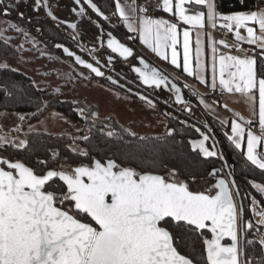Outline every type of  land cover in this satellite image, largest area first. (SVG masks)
<instances>
[{
	"label": "snow or ice",
	"instance_id": "1",
	"mask_svg": "<svg viewBox=\"0 0 264 264\" xmlns=\"http://www.w3.org/2000/svg\"><path fill=\"white\" fill-rule=\"evenodd\" d=\"M76 2L79 4L80 0ZM84 2L97 15L108 19L92 0ZM190 4L206 8L207 12L198 10L189 15L187 6ZM115 8L128 31H138L141 43L157 57L169 60L168 49H171L170 63L174 67H182L187 76L208 85L206 78L200 74L203 68L199 38L196 40L193 64L191 33L188 30L183 32L181 65L177 51V23L142 16L137 29L133 23L135 16L130 15L137 12L135 3L127 5L126 11L120 0H115ZM147 11L145 7L139 8L141 13ZM162 11L194 29L205 28V17L212 27L217 26L219 19L224 21L219 27L229 32L234 27L237 42L255 45L264 51V9L221 15L217 13L213 0H163ZM49 15H52L51 12ZM250 22L259 26V36L256 28L249 26ZM70 27L75 28L76 25ZM241 29L246 30V37L241 35ZM215 43L213 41L210 84L213 91L217 89V71L223 92L238 93L253 104L256 99L254 90L258 85L261 134L246 132L241 123L232 120L231 135L227 139L243 152L252 165L264 170V151H258V148L264 147V78L257 80L256 59L248 56L220 55L217 69ZM218 43L226 49L233 47L223 40ZM107 47L125 59L133 55L130 48L115 38L108 40ZM63 51L68 56L74 55L66 47ZM75 62L97 77L104 76L98 67L86 63L79 56L75 57ZM140 63L144 65V70L135 68L134 71L144 85L159 89L167 83V78L155 68L149 69L143 60ZM112 83L116 81L112 80ZM172 87L177 92L176 102L183 103L180 89L175 85ZM140 99L145 100L146 97L141 96ZM224 107L227 108V104ZM80 111L83 114L84 110ZM240 120L245 125L252 124L251 120H245L242 116ZM107 135L112 136L113 133ZM168 135H172V130ZM245 138L246 151L243 149ZM83 139L88 140V137ZM208 139L207 135H203V139L191 141L192 148L194 151L198 149V154L205 158L215 157L217 152L205 145ZM7 143L4 137H0V147ZM12 146L22 149L27 142L21 140ZM80 154L88 155L87 152ZM38 163L45 165L43 173H38L23 162L0 158V264H195L193 259L178 251L173 228L187 229L201 236L205 229L211 233V239H203L207 264H240L238 221L243 209L234 202V193L229 186L230 183L234 186V181L219 179L213 185L217 191L212 194V189L201 192L190 190L186 180L177 178L179 174L175 168H166L165 175L147 170L138 172L110 158L103 163L94 159L90 166L81 164L70 170L63 165L59 170L49 169L45 160ZM215 174L211 173L213 176ZM191 179L195 182L196 178L193 176ZM57 180L62 183L57 185ZM252 186L264 195V186L255 183ZM235 195H239V192ZM252 204L260 224L264 225V207L256 210L255 199ZM246 227L251 229V223ZM225 237L231 241L228 246L221 243ZM259 243L264 246V237Z\"/></svg>",
	"mask_w": 264,
	"mask_h": 264
},
{
	"label": "trees",
	"instance_id": "2",
	"mask_svg": "<svg viewBox=\"0 0 264 264\" xmlns=\"http://www.w3.org/2000/svg\"><path fill=\"white\" fill-rule=\"evenodd\" d=\"M216 1L220 3L217 10L223 13L244 12L264 7V0ZM92 2L97 5L104 16L108 17V19H104L96 16L99 24L121 43L135 51V41L129 39V34L125 31L122 23H117L114 19V1L92 0ZM11 13L12 18L30 32L40 31L42 39L48 44L54 46L71 43L68 35L60 25L46 17L44 12H42V17L35 16L31 21L27 20L32 15L27 8L23 10L24 16L22 17H16L17 12L15 9ZM80 38L82 39L81 35ZM254 54L257 78H264L263 53L255 51ZM18 56V49L0 38V112L23 113L31 115L32 120H38L46 111L53 109L75 122L81 124L85 122V118L82 117L83 115L78 114L72 102L69 100L64 101L60 96H53L51 91L37 90L30 78L14 70L12 65L16 62ZM5 63L6 66H3ZM65 78L68 77L65 75ZM81 82H84V80ZM76 83H80V81ZM102 83L106 82L102 81ZM112 88L119 90L114 86ZM157 104H160L161 109H167L161 103L158 102ZM166 119L168 129L172 130L171 136L167 133L160 136H150L143 140L136 135L129 134L131 133L129 129L121 127L115 122L112 123V129H110L113 135L108 136L106 120L100 121L97 119L84 123L89 130L88 140L74 138L72 135L65 133L53 136L42 132H31L27 135V146L25 148H16L7 144L0 149V158H8L13 162H23L38 173H43L45 165L38 163V161L45 160L48 162L47 167L54 169L57 166V160L51 154L58 151L57 153L68 158L69 162L74 164L86 163V166H90L89 164H92L94 159H98L103 163L110 158L119 165L130 166L138 172L147 170L152 171L154 174L165 175L166 168H175L180 179L187 182L192 181L193 176L196 178L195 182H200L209 177L210 170L218 166V161L202 158L198 152L191 150L189 144V140L198 138L197 131L193 129L194 123L192 121V119L197 118L192 115L190 119L187 116L175 113L173 116L167 115ZM206 119L214 128L215 136L219 140L225 158L229 164L234 166V179L241 194L247 193L249 197L252 196L259 202L261 208L264 207L263 196L252 186V182L264 185V171L246 160L243 153L227 139L226 132L222 127L209 117H206ZM73 142L84 148L88 155L80 156L70 152L67 145ZM61 183L58 180L56 181L57 185ZM172 231L177 237L175 246L181 254L193 259L195 264H207L205 245L203 244V239L207 235L201 236L199 233L181 228H173ZM250 255H253V258H264L262 257V250L259 248L254 251L252 246L246 247V257ZM262 261L264 263V259Z\"/></svg>",
	"mask_w": 264,
	"mask_h": 264
},
{
	"label": "rangeland",
	"instance_id": "3",
	"mask_svg": "<svg viewBox=\"0 0 264 264\" xmlns=\"http://www.w3.org/2000/svg\"><path fill=\"white\" fill-rule=\"evenodd\" d=\"M82 4L80 8L75 9L73 7L68 9L63 7L59 0H54L51 10L62 19L69 21L78 19L76 22L78 23L83 43L95 45V38L98 35V30L95 28H97L96 25L100 24L96 19V12L88 4L83 2ZM81 9H83V12H81ZM7 15L9 14L6 12L0 14V38L15 46L19 51L18 59L12 65V68L30 78L37 90L51 91L53 96H60L62 100L72 102L78 114L83 115L82 117L85 118V122L81 124L53 109L46 111L38 120H32L30 118L31 115L23 113L0 112V137H4L9 142L7 144L14 145L19 144L21 140L26 141L27 135L31 132H42L53 136L65 133L72 135L74 138L83 139L89 134V130L84 123L86 124L87 121L96 119L100 121L106 120V131L108 132L112 129V123L115 119L122 125H129L131 127L130 132L139 138L166 134L167 129H165L164 122L158 115H153L154 113L152 112V114H149L139 109L137 103L120 98L121 95H132H129L121 88L119 90L115 89L119 93L116 94L114 88H112L113 85H108L104 80L102 81L106 83L96 80L86 70L77 67L71 59L65 57L60 48H55V46L48 44L42 37H39L37 32H30L14 18L7 17ZM102 29L105 30L103 27ZM81 30H86L87 32L84 33ZM128 63L124 65L126 67L135 65L133 61ZM65 75L68 78H65ZM83 80L84 82H81ZM119 80L118 82H120ZM78 81H80V84L76 83ZM74 83L77 86L71 91L70 86ZM120 84H122V81ZM157 107L158 110H163L160 108V104ZM81 109L84 110L83 114H81ZM164 110L165 112L167 111V109ZM104 115L107 117H103ZM21 116L24 117L23 120L20 119ZM178 119L182 121L180 117ZM9 130H12L10 132L14 134L13 136L6 133ZM7 144L0 147V149ZM67 148L70 152L80 156H83L80 154L81 152H86L76 142L68 144ZM57 152L51 154L57 160L55 170H59L61 165L66 170H70L71 167L86 164L70 163L68 158ZM177 178L180 179L179 176ZM188 183L194 192L203 189L202 183L192 181Z\"/></svg>",
	"mask_w": 264,
	"mask_h": 264
},
{
	"label": "crops",
	"instance_id": "4",
	"mask_svg": "<svg viewBox=\"0 0 264 264\" xmlns=\"http://www.w3.org/2000/svg\"><path fill=\"white\" fill-rule=\"evenodd\" d=\"M53 1L54 0H48L50 9H52V7H53L52 6ZM113 1H114V6H115V0H113ZM146 1H150V0H120V3L122 6H125L126 11H128L127 5H132L133 3H135V6L137 8V12L134 14L130 13V15L135 16V20L133 21V23L136 25L137 29L139 28V19L142 16H147L148 18H152V19H167L172 23H177L178 32H179V36H178L179 43L177 44V51L179 53L178 60L180 61L181 65L183 63V32L185 30H188L191 33V35H190V48H191V55L193 57V64L195 61L196 40H197V38H199V40L201 42V49H202L200 59H201V64H202V68H203V71L200 74L206 78V80L208 81V85H203L198 80H196L194 77L187 76L185 73H183L182 67L181 68L174 67L170 63L171 49H168L169 60L166 61V60H162L159 57H157L156 54L154 52H152L150 48H148L147 46H145L144 44L141 43V41L139 39V32L138 31L131 32V33L128 31V29L124 25V22L119 18V14L116 13V8H115L114 19L116 20L117 23H122L125 31L129 34V39L135 41V45H136V50L134 53L135 56L142 58L150 67L157 68L159 71H161L162 73H165L171 79H173L177 84H179L181 86V88L183 89V91L185 92V97H190L192 100H194V102L199 107L201 112L205 115V117H209L215 123H217L220 127H222L223 130H225L226 136L231 135V121L232 120H237V122L241 123V125L245 127L246 132L252 131L254 134L260 135L261 133H260V128H259V118H258V109H259L258 85H257V89L254 90V95H255L256 99H255V103L253 104V103L249 102L246 99V97L241 96L238 93L229 94L227 92H223L219 86L218 71H217V89H216V91H213L211 89L210 84H211V77H212V63H213V55H214L212 52L213 41L216 42L214 46L217 49V52L215 53L217 69H218V62H219L220 55H235V56H240L242 58L245 56H248V57L255 58L254 53H252V55H250V54L248 55V54H241L238 52L240 49L246 48V49H249L253 52H255V51L262 52L263 53L262 56L264 58V51H262L261 48L255 46V45H249L245 42H237L235 40V29H234V27H233L232 32H229L225 28L219 27V25L221 23H224V21H221L219 19L216 21V24H217L216 27H212L211 25H209L206 17H205L206 26L203 29H194V28H191V26H189V25H184L181 21H178L172 14L165 13L162 11L163 0H157L158 6H159V12L157 15L148 16V15H146V13L139 12V8L145 7L144 3ZM82 2L85 3L84 0H80L79 4L81 6L83 5ZM213 3L215 4L216 11L218 14H221V15L233 14V13L219 12L217 10L216 0H213ZM187 7H188L187 14H189V15L194 14L195 11H198V10L204 11L205 13L207 12L206 8L196 6L194 4H190ZM261 9H264V7H260V8H256V9H250V10H247L244 12L260 11ZM96 16H99V15L96 14ZM99 17H101V16H99ZM249 26L255 27L256 28V34L258 36L260 35L258 25H252L250 22ZM95 29H97L99 32L98 28H95ZM101 29H102V27H101ZM103 31H104V33L108 32L107 30H103ZM81 32L85 33L87 31L81 30ZM240 32H241L242 36H245V37L247 36V32L245 29H241ZM105 37H108V36L105 35ZM220 40L225 41V43L232 45L233 47L227 48V49L224 48L222 45H220L218 43V41H220ZM61 50H62L63 55H65L62 48H61ZM65 57L68 58V56H66V55H65ZM127 64H129V63H127ZM134 64L136 66H138L137 63L134 62ZM3 66H6V64L5 65L3 64ZM259 79H261V78H257V80H259ZM76 86H77L76 83L72 84L70 86L71 87L70 90L72 91L73 89L76 88ZM132 90H134V89H132ZM114 91L116 94H119L118 92H116L115 89H114ZM216 95H218V96L216 97ZM120 98H122L123 100L125 99L128 101H131L132 103L133 102L137 103L139 106L138 107L139 109L146 111L149 114L152 112V113H154L153 115H158V117H160L163 120L165 129H167V131L165 133L166 134L168 133L169 129L167 128L166 116L167 115H169V116L175 115V113H176L175 111H173L172 109H169V108H167L166 112L164 109L158 110L157 109L158 104L150 105V104L144 103L142 101H139L134 96H127V95L122 96L121 95ZM225 104H227V108L224 107ZM253 111H255V113H256L255 115H253ZM234 113H237L238 115H234ZM190 114L195 116V117H200V115L194 109H191ZM241 116L244 117L245 120H251L252 124L251 125H245L243 120H240ZM103 117H107V116L104 115ZM222 121L224 123H221ZM114 122L121 127H124V128L131 130V127L127 124L122 125V124L118 123L115 119H114ZM132 129H135V128H132ZM10 131H12V130H9L6 133L10 134L11 133ZM243 149H244V151H246V138H245V142L243 144ZM238 150H240V149H238ZM258 151H264V147L258 148ZM244 157H245V155H244ZM262 171H264V170H262ZM254 183L255 182H252V185ZM255 184H259V183H255ZM260 185H262V184H260ZM262 186H264V185H262ZM262 196L264 198V195H262ZM249 198L251 201V206H252V208H254V206L252 204V200L255 198H253L252 196H250ZM255 208H256V210H259L261 208L258 201H257ZM253 212H254V210H253Z\"/></svg>",
	"mask_w": 264,
	"mask_h": 264
},
{
	"label": "water",
	"instance_id": "5",
	"mask_svg": "<svg viewBox=\"0 0 264 264\" xmlns=\"http://www.w3.org/2000/svg\"><path fill=\"white\" fill-rule=\"evenodd\" d=\"M7 3V0H4ZM20 1H26V0H16V3L18 4ZM74 3L77 5V8L81 7L80 4L74 0ZM33 6L34 9H38L39 7L42 8L44 14L46 17L51 19L56 24L63 26L68 29L71 35H68L69 40L77 42L78 48L76 50L71 49L68 45H60L62 49L65 47L68 48L70 51L74 53L73 56H68L66 53H64L66 56H68L69 59L75 64L77 67L82 68L86 70L88 73H90L96 80L98 81H106L108 84L113 85L115 87H120L121 84L118 82L119 79L123 80L125 77L120 73V70L118 67L121 68V70L127 69L128 72L134 75L135 80L129 81L135 89H129L124 87V91H126L129 95H132L136 97L139 101H142L144 103H148L149 100L152 101L150 105L157 104L158 102L162 105L166 106L169 109H172L177 114L187 116L188 118H192V115L190 114L191 109H194L200 117H197L198 119L195 120V124H193V129L197 131L198 138L189 140V144L192 148L191 141H199L203 139V135H207L209 139L205 142L206 147H209L212 150H215L217 152V156L211 157V158H205L202 154H199L204 159H215L218 161L219 165H221L220 168H212L209 172V177H214V183L211 186V189L214 191H217L213 188V185L219 180V179H225L226 182H232L234 181V186L230 183L229 186L231 190L234 193V202L242 207L243 211L240 214V234H241V252H240V259L242 264H245V254H244V240L246 237V233L244 230V217H245V206H244V200L246 205V211L249 216V221L252 226H259L264 231V225H261L260 223H256L254 221V217L252 214V206L251 201L247 193L244 195L241 194L239 186L237 185L235 179H234V166L232 164H229L227 159L225 158L221 145L219 143V140L215 136L214 128L211 126L210 122L206 119L205 115L201 112L199 107L196 105L194 100H192L190 97H185V92L181 88L179 84H177L173 79H171L168 75L165 73H162L157 68H155L157 71L160 72L162 76H165L167 78V83L165 85H162L159 89L153 87H148L144 85L139 78L138 74L134 71L135 68H140L141 70H144V65L140 63L142 58L135 56V51L132 50L133 55L131 57H128L127 59L120 57L117 53H112L111 50L107 47L108 40L111 38H115L110 33H104V31L101 29L100 25H96V27L99 29L98 35L95 38V45H86L83 43V40L80 38V33L77 29V22L69 21L60 18L57 16L51 9L48 3V0H33ZM49 12H51L52 15H49ZM55 17V19H53ZM87 19V18H86ZM90 20V18H88ZM75 24L76 27L72 28L70 25ZM108 37H105V35ZM117 39V38H115ZM118 40V39H117ZM119 41V40H118ZM120 42V41H119ZM123 44V43H122ZM59 45V44H58ZM126 46V45H125ZM127 47V46H126ZM55 48H58L57 45H55ZM79 56L82 60H84L86 63H91L94 67H98L103 73L104 76L97 77L94 73H92L89 69L84 68L82 65H78L75 62V57ZM99 61V63H97ZM129 61H133L138 64L136 65H128V67L123 66L124 64L128 63ZM144 61V60H143ZM144 63H146L144 61ZM147 64V63H146ZM149 66V65H148ZM154 68L150 67L149 69ZM111 78V79H109ZM112 80H115L116 83L113 84ZM172 85H175L176 88L180 89L179 95L183 99V103H177L176 102V96L177 92L173 89ZM123 87V86H122ZM144 96L146 97L145 100H141L140 97ZM195 117V116H194ZM169 132V131H168ZM203 134V135H202ZM194 152H198L199 150H195ZM212 172H215L216 174L213 176L211 175ZM239 192V195H235L236 192ZM213 193V194H214ZM243 197L245 198L243 200ZM248 223H246L247 225ZM211 234V233H210ZM264 237V235L262 236ZM206 252V251H205ZM239 259V260H240Z\"/></svg>",
	"mask_w": 264,
	"mask_h": 264
},
{
	"label": "flooded vegetation",
	"instance_id": "6",
	"mask_svg": "<svg viewBox=\"0 0 264 264\" xmlns=\"http://www.w3.org/2000/svg\"><path fill=\"white\" fill-rule=\"evenodd\" d=\"M61 2V5L65 8H68V9H72L73 7L75 9H77V6L76 4L74 3V0H59ZM0 8H1V11H0V14L1 13H8L9 15H7V17H11L12 18V10L15 9L16 12H17V15L16 17H22L24 16L23 14V10H25L26 8L30 11V13L32 14L30 16V18H28L27 20L28 21H31L33 17H42V8L39 7L38 9H34V6H33V0H26V1H20L18 4L16 3V0H7V3L4 1V0H0ZM78 19H75L73 22H76ZM63 31H65V33L67 35H71L70 32L68 31L67 28L63 27V26H60ZM77 29H78V32H79V26H78V23H77ZM39 35V37H41V33L40 31H36ZM80 33V32H79ZM81 35V33H80ZM69 37V36H68ZM71 43L69 44H66L68 45L71 49L73 50H76V48H78V45H77V42L75 41H72L70 40ZM64 45V44H62ZM55 46V45H54ZM61 49V47H59ZM126 67V65H124ZM129 68V67H128ZM118 69L120 70V73L122 75H124V79L123 80H119L120 82L122 81V84L121 86L118 88H121L124 90V87L125 88H129V89H135V87L129 83V81H134L135 80V77L133 74H131L130 72H128L127 69H124V70H121L120 67H118ZM117 79H119L118 77H116ZM119 82V83H120ZM123 86V87H122ZM197 118V117H196ZM198 119V118H197ZM193 123L195 124V120H193ZM192 125V124H191ZM221 165H219L218 163V166L215 167V168H220ZM200 184L202 183L203 185V189H201L200 191L198 192H201V191H207L208 189H211V186L212 184L214 183V177H207L206 179H203L199 182ZM198 183V184H199ZM190 190H191V187H190ZM214 193V191L212 190V194ZM244 206H245V217H244V230H245V233H246V237H245V240H244V254H245V262H247V264H264L263 263V259L261 258H253V255H250V256H247L246 257V247H250L252 246V249L254 251H257L259 248L262 250V257H264V246H262L259 241L261 239V237L264 235V231L262 228H260L259 226H252L251 229H248L246 227V223H250L249 221V216H248V213L246 211V205L244 203ZM252 214H253V217H254V221L256 223H260L259 222V217H257L255 215V213L253 212V208H252ZM239 223V232H238V237H239V243H238V248H239V251L241 252V234H240V220L238 221ZM204 234L207 235V239H211V234L210 232L207 231V229L204 230ZM249 241H252V243H248ZM222 244H224L225 246H228L230 245L231 241L229 238L225 237L222 241H221ZM239 259H240V255H239ZM240 264H242L241 262V259H240Z\"/></svg>",
	"mask_w": 264,
	"mask_h": 264
},
{
	"label": "built area",
	"instance_id": "7",
	"mask_svg": "<svg viewBox=\"0 0 264 264\" xmlns=\"http://www.w3.org/2000/svg\"><path fill=\"white\" fill-rule=\"evenodd\" d=\"M219 2L218 1H216V6L218 7L219 6ZM144 6H145V8H147L148 9V11H147V13H146V15H148V16H155V15H157L158 14V12H159V7H158V1L157 0H150V1H146L145 3H144ZM219 11V10H218ZM239 53H241V54H250V55H252V53H254L253 51H251V50H249V49H240L239 51H238ZM218 95H216V97H217ZM10 136H13L14 134L13 133H10L9 134Z\"/></svg>",
	"mask_w": 264,
	"mask_h": 264
}]
</instances>
